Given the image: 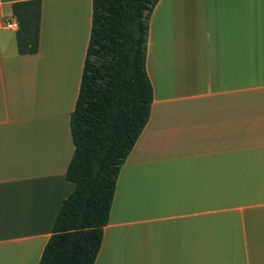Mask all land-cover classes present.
Masks as SVG:
<instances>
[{"label": "crops", "instance_id": "crops-1", "mask_svg": "<svg viewBox=\"0 0 264 264\" xmlns=\"http://www.w3.org/2000/svg\"><path fill=\"white\" fill-rule=\"evenodd\" d=\"M0 0V19L16 18ZM38 50L0 24V264H38L73 190L69 117L91 0H40ZM149 119L94 264H264V0H158Z\"/></svg>", "mask_w": 264, "mask_h": 264}, {"label": "trees", "instance_id": "trees-1", "mask_svg": "<svg viewBox=\"0 0 264 264\" xmlns=\"http://www.w3.org/2000/svg\"><path fill=\"white\" fill-rule=\"evenodd\" d=\"M158 0H91L89 38L69 127L73 153L62 201L38 264H94L120 169L146 125L150 14ZM17 50H38L40 0L15 2Z\"/></svg>", "mask_w": 264, "mask_h": 264}, {"label": "built area", "instance_id": "built-area-1", "mask_svg": "<svg viewBox=\"0 0 264 264\" xmlns=\"http://www.w3.org/2000/svg\"><path fill=\"white\" fill-rule=\"evenodd\" d=\"M0 24L4 28L11 29V30H17L19 24L16 18H10L5 17L3 19H0Z\"/></svg>", "mask_w": 264, "mask_h": 264}]
</instances>
